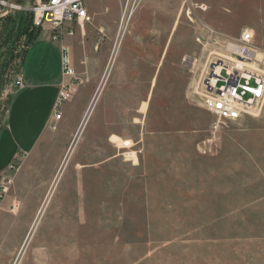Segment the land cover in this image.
I'll list each match as a JSON object with an SVG mask.
<instances>
[{"label": "rangeland", "instance_id": "rangeland-1", "mask_svg": "<svg viewBox=\"0 0 264 264\" xmlns=\"http://www.w3.org/2000/svg\"><path fill=\"white\" fill-rule=\"evenodd\" d=\"M126 1L88 0L91 22L54 44L71 88L0 175V264H264V103L225 122L201 106L242 32L264 74V0H142L121 25ZM16 15L0 17V127L37 39L26 25L11 46Z\"/></svg>", "mask_w": 264, "mask_h": 264}, {"label": "built area", "instance_id": "built-area-1", "mask_svg": "<svg viewBox=\"0 0 264 264\" xmlns=\"http://www.w3.org/2000/svg\"><path fill=\"white\" fill-rule=\"evenodd\" d=\"M88 0H46L38 3L33 8H25L14 4L10 0H0V17L9 13H28L30 27L36 32L45 31L47 28L53 36L52 42H57L63 34V26L77 24L83 26L91 22V16L87 12ZM142 0H127L125 10L121 16V25L128 24L133 10ZM126 10H129L128 13ZM121 28V26H120ZM124 30V29H121ZM121 30L118 32L119 36ZM71 36L72 32L67 31ZM122 37V36H121ZM28 49V48H27ZM26 49V50H27ZM225 52L232 61L231 67L226 69L224 77H220L217 86L210 80L204 85L202 108L212 115L218 122L235 121L244 115H251L259 111L264 103V74L249 68L250 62L255 61L256 51L252 46V34L242 32L238 42L225 44ZM255 64V63H254ZM74 75L70 64L69 52L62 47L61 58V83L58 95L52 107L54 121L61 119V106L67 99L71 88V79ZM212 79V78H211ZM25 86L21 73L16 77L14 87L17 91ZM51 129L54 126L50 127ZM16 170L11 166L9 170ZM1 192L5 187L1 184Z\"/></svg>", "mask_w": 264, "mask_h": 264}, {"label": "crops", "instance_id": "crops-1", "mask_svg": "<svg viewBox=\"0 0 264 264\" xmlns=\"http://www.w3.org/2000/svg\"><path fill=\"white\" fill-rule=\"evenodd\" d=\"M26 50L21 63L25 86L9 99L0 127V175L20 163L55 126L52 107L61 83L62 46L48 39L46 33ZM38 39L40 40L38 42ZM60 64V65H59Z\"/></svg>", "mask_w": 264, "mask_h": 264}, {"label": "trees", "instance_id": "trees-1", "mask_svg": "<svg viewBox=\"0 0 264 264\" xmlns=\"http://www.w3.org/2000/svg\"><path fill=\"white\" fill-rule=\"evenodd\" d=\"M20 16H23V22H22V26H21V33L25 30V26L26 25H31L30 24V16L28 13L24 12V13H19L18 15H16V18H12V16H8L7 18H5L4 20L5 21H10L12 23V21L14 22V26L16 27L17 26V23H18V20H19V17ZM33 33V34H32ZM37 32L34 31V30H31V38L32 40H34V37L36 38L37 37ZM33 42H31L28 47L32 44Z\"/></svg>", "mask_w": 264, "mask_h": 264}, {"label": "water", "instance_id": "water-1", "mask_svg": "<svg viewBox=\"0 0 264 264\" xmlns=\"http://www.w3.org/2000/svg\"><path fill=\"white\" fill-rule=\"evenodd\" d=\"M22 22H23V16H20L19 17V20H18V23H17V26H16V36L11 44V46L13 47L16 42L19 40V37L21 35V26H22Z\"/></svg>", "mask_w": 264, "mask_h": 264}, {"label": "bare ground", "instance_id": "bare-ground-1", "mask_svg": "<svg viewBox=\"0 0 264 264\" xmlns=\"http://www.w3.org/2000/svg\"><path fill=\"white\" fill-rule=\"evenodd\" d=\"M256 59V60H255ZM255 62L257 61V57H255ZM221 70H222V68L220 69V68H218V69H216V72L215 73H213V75H214V77L211 79L212 80V84H215L216 86H217V84H218V82H219V78H220V76H221ZM130 144H128L127 142H126V144H125V147L126 146H129ZM58 247V246H57Z\"/></svg>", "mask_w": 264, "mask_h": 264}]
</instances>
